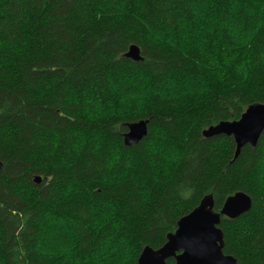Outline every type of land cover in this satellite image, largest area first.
<instances>
[{
    "label": "trees",
    "instance_id": "16d2710c",
    "mask_svg": "<svg viewBox=\"0 0 264 264\" xmlns=\"http://www.w3.org/2000/svg\"><path fill=\"white\" fill-rule=\"evenodd\" d=\"M255 103L264 0H0V264H137L205 196L220 212L239 192L252 206L222 217L224 253L264 264V132L237 158L203 137ZM57 227L70 258L41 248Z\"/></svg>",
    "mask_w": 264,
    "mask_h": 264
},
{
    "label": "water",
    "instance_id": "95a60500",
    "mask_svg": "<svg viewBox=\"0 0 264 264\" xmlns=\"http://www.w3.org/2000/svg\"><path fill=\"white\" fill-rule=\"evenodd\" d=\"M134 62H142L141 49L132 45L125 55ZM264 132V105L255 103L247 108L238 121L220 122L203 131V137H233L236 152L249 145L255 147ZM148 134V121L128 125L124 144L128 147L139 144ZM3 164L0 161V171ZM41 177L35 178L40 184ZM249 195L239 192L230 196L220 212L215 211L213 195L205 196L200 204L178 222L177 230L169 234L166 244L158 250L146 247L137 264H166L173 259L175 264H237L238 261L224 253L225 236L220 228L222 217L235 219L251 209Z\"/></svg>",
    "mask_w": 264,
    "mask_h": 264
},
{
    "label": "rangeland",
    "instance_id": "374dc122",
    "mask_svg": "<svg viewBox=\"0 0 264 264\" xmlns=\"http://www.w3.org/2000/svg\"><path fill=\"white\" fill-rule=\"evenodd\" d=\"M206 7L207 6L205 5V10H206ZM238 12H240V8H233L232 13H233L234 18H236V20L238 19L241 20L240 14L239 15L236 14ZM250 18H252V20L254 21V19L256 18V11H255V15L251 13ZM239 20H238V23H240ZM243 24L244 23L241 22L239 25L242 26ZM220 26L223 27L222 24H220ZM198 86L199 84H195L193 82L192 84L189 83V86H185V87L187 89H196V87L198 88ZM174 90L175 92L178 91L177 88H175ZM132 100H134L135 103L138 105V107L142 109L144 107V101L146 100V97H145V94L144 96L139 95L137 97L132 98ZM107 112L109 111L107 110ZM52 230L53 232H51L52 234L50 233L51 234L50 237L42 241L43 244L41 248L44 250V252L49 253V254H54V256H62L64 253H66V256L65 255L64 256L68 258L69 255L71 254V252H69L71 248L70 246L71 240H69L71 239L70 236L67 235V233L65 232V230H63V228L57 227L56 229H52Z\"/></svg>",
    "mask_w": 264,
    "mask_h": 264
}]
</instances>
